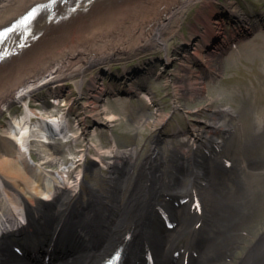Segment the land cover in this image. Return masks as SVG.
I'll return each instance as SVG.
<instances>
[{"label":"bare ground","instance_id":"obj_1","mask_svg":"<svg viewBox=\"0 0 264 264\" xmlns=\"http://www.w3.org/2000/svg\"><path fill=\"white\" fill-rule=\"evenodd\" d=\"M49 1L0 0V29L34 5ZM198 1L89 0L88 4L81 2L78 11L55 22L59 13H65L67 7L76 3V0H64L62 3L60 0L55 6L54 17L40 16L35 21V29L42 33V38L0 63V113L12 102L22 106L19 118L15 114L0 127V217L3 220L6 219L5 214H9L17 220L19 215L14 208L27 207L33 216L40 214L43 217L48 230L54 228L56 231L63 227L71 233L69 235H86V246L63 264H97L130 232L134 235L130 243L133 264H143L148 248L163 255L186 235L190 238V246L187 247L199 250H195L199 252V258L191 260V264H225L223 255L231 254L238 232L243 227L250 230V210H260V207L257 204L251 207L254 179L248 160L232 161L231 167L234 166L236 172L227 178L220 176L219 172H209L210 160L219 167L227 165L217 155V145L221 142L216 134L228 132L231 126L226 120H219L216 112L233 116L229 107L208 110L209 116L201 122L203 127L190 126L183 133L179 147L171 144L167 166L164 165L167 162L163 160L159 140L152 141L151 151L143 158L136 174L132 173L139 152L135 146L121 149L113 139L107 148L90 146L92 154L89 148L82 151L78 162H84L85 170H88V164L101 170L114 168L113 172L100 174L109 184L108 189L99 190L87 184L89 199L82 201L79 196L82 183H86L85 170L77 166L72 170L62 167L57 148L50 142V136L61 135L63 140L69 139V126L62 117L52 116L46 107L36 110L28 102L31 97L33 101L38 100L35 98L37 91L43 88L49 91L56 85L53 100L57 101L64 91L62 87L58 89L59 84L68 75L81 73L93 63L114 61L117 57L128 58L136 52L150 49L163 40L173 22H180L182 10ZM203 5L205 8L190 30L200 39L194 43L197 60L212 67L218 63L216 54L221 47L227 40H233L229 38L232 32L227 35L224 27L223 30L220 28L221 21L214 18L230 14L242 21L246 19L232 2L222 4L217 0H204ZM208 46L211 50L203 53ZM175 77L185 83L177 85V90L182 86L189 94L193 91L194 95V92L203 90L200 82L191 80L187 72L177 73ZM95 84L96 80H93L89 85L94 87ZM91 95L93 98L97 96L95 93ZM93 108L95 112L91 115L97 121L110 124L114 115L107 114L106 108L99 103H94ZM198 112L200 110L195 113ZM166 117L167 113L158 109L154 113V126H160ZM53 129L59 135H52L55 133ZM205 147L211 149L213 157L210 160L202 153ZM33 154L37 156L36 160ZM88 156L90 163L87 162ZM54 163L58 169L49 170L48 167ZM72 163L77 165L75 161ZM130 177H134L132 186L128 184ZM228 180L232 181V186L228 185ZM207 181L214 192L207 200L203 199L206 207L201 205L198 211L191 202L203 185L199 183L206 185ZM53 193L55 196L52 197ZM165 193L187 197L189 201L181 207H174L168 197L163 202L160 200L161 196L164 199ZM226 200L232 202L229 204ZM163 211L174 217L179 229L168 232L158 227L157 221ZM198 222H203L204 227L201 229L202 225L196 231ZM64 229L60 231L65 232ZM213 230L219 234L211 232V235ZM204 235L210 241L207 242ZM251 246V254L249 243L248 250L237 258L236 264L264 263V233ZM246 248L239 246L237 250ZM0 264H20L6 243L1 242Z\"/></svg>","mask_w":264,"mask_h":264},{"label":"rangeland","instance_id":"obj_2","mask_svg":"<svg viewBox=\"0 0 264 264\" xmlns=\"http://www.w3.org/2000/svg\"><path fill=\"white\" fill-rule=\"evenodd\" d=\"M203 1L199 0L185 7L180 16V22L172 23L160 43H155L150 49L136 52L128 58L117 57L114 60L115 63H125L129 59L147 52L163 58V60L160 59L162 63L157 65L160 69L157 68L156 74L143 87L142 94L144 97L141 94L132 98L120 95L119 100L102 102L100 105L106 108L107 114L114 115V118L110 124L101 125L99 133L89 135L88 139L83 140L79 136L80 130L78 127L72 125L71 130H74V134L72 133L71 136L74 135L77 138L72 139L71 137L69 141H65L55 137L50 138V141L57 148V157L62 167L73 169L75 165L71 162L75 161L79 169H84V162L83 164L78 162L79 154L88 148L89 142L91 145L101 148L109 147L111 142L109 137L111 135L119 148L125 149L135 146L139 150L136 167L133 169L137 172L143 158L150 153L152 141L159 129L165 126H168L169 129L175 128L178 123L185 129L186 122L189 126L203 127L201 122L209 116L208 110L229 107L235 116L222 114V112H217L218 115H216L219 120H226L232 127L227 134L218 133L217 135L222 143L220 155L224 154L228 158L248 160L250 174L253 175L257 185L253 187L251 207H255L256 204L260 207V210L251 209L250 230L244 229L245 227L242 228L238 238H236L237 240L235 239L233 255L230 256V259L229 257L226 259L228 261L224 260L225 264H234L232 260L235 261L238 255V253H235L236 249L239 246L242 248L248 246L264 230V31H257L251 37L240 40L235 50L228 49L225 53H217L216 60H218V63L216 65L210 67L208 64H203L192 55L195 51L194 43L199 41V38H196V42L188 45V48L182 43L183 38L186 41L191 38V25L197 21V17L202 12L201 10L205 8ZM217 1L222 4L226 1L234 3L248 17L250 11H264V0ZM226 17L228 16H220L214 19L221 21L220 28L223 30L224 27V32L229 34L228 29H231V26L228 24L229 20ZM41 38L42 35L37 39L40 40ZM209 50H211V46L203 53ZM97 64L93 63L81 73L68 75L62 80V84L68 90L66 92L68 98L64 101L65 106L62 104L50 107L47 99L44 100V103H41L38 100H31L32 97L28 100L29 105L36 110H40L44 106L51 113H54V111L59 113L60 109L63 108L62 111L66 110L71 113V122H75L74 116H76L87 124L92 117L91 114L95 112L94 108L91 107L93 98L90 94L99 90L97 87L92 88L89 85L90 83L88 84L90 77L97 75L98 70L95 67ZM186 72L191 80L195 79L203 86L201 92H194L195 95L193 91H190V94H193L192 97L184 87L181 86L179 88L181 90L176 89L177 85H184L185 83L184 80L177 79L175 76L177 73ZM212 74L213 78L210 79L209 76ZM103 77L101 79L99 76L96 79L97 86L101 81L106 80L104 75ZM45 89L41 90L45 91ZM41 90L39 91L41 92ZM176 92L178 96H176ZM175 100L178 102H174ZM158 109H163L167 113V117L163 125L154 126V113ZM21 110V104L10 103L0 113V127L13 113L21 112ZM198 110L200 112L195 113ZM33 121H35V118H33ZM175 147H178V145ZM161 148L163 160H167L171 145L169 143L161 144ZM91 152H93L92 148L89 149L90 154H92ZM33 155L36 160L37 156ZM87 162L90 163L89 156ZM88 166V170L84 169L86 183L94 188H99V184L104 186L105 181L100 180V174L106 171L101 170L98 166L91 168V164H88ZM48 169L57 170L58 165L56 163L51 164ZM228 175L224 176L227 178ZM228 182V185L232 186L230 184L232 181L228 180ZM205 189L206 187L201 189L200 192L203 194H201L203 198L206 196L208 199L211 189L209 191H205ZM226 202L232 201L226 200Z\"/></svg>","mask_w":264,"mask_h":264}]
</instances>
